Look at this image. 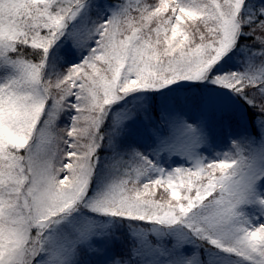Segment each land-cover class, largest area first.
<instances>
[{
  "label": "snow or ice",
  "instance_id": "6c2138e0",
  "mask_svg": "<svg viewBox=\"0 0 264 264\" xmlns=\"http://www.w3.org/2000/svg\"><path fill=\"white\" fill-rule=\"evenodd\" d=\"M0 264H264V0H0Z\"/></svg>",
  "mask_w": 264,
  "mask_h": 264
}]
</instances>
